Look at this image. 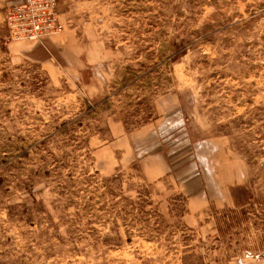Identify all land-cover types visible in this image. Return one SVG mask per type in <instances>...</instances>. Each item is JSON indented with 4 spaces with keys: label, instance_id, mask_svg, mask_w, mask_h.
<instances>
[{
    "label": "rangeland",
    "instance_id": "obj_1",
    "mask_svg": "<svg viewBox=\"0 0 264 264\" xmlns=\"http://www.w3.org/2000/svg\"><path fill=\"white\" fill-rule=\"evenodd\" d=\"M9 2L0 264H264V0H59L42 42ZM166 114L180 180L147 179L129 144Z\"/></svg>",
    "mask_w": 264,
    "mask_h": 264
},
{
    "label": "crops",
    "instance_id": "obj_2",
    "mask_svg": "<svg viewBox=\"0 0 264 264\" xmlns=\"http://www.w3.org/2000/svg\"><path fill=\"white\" fill-rule=\"evenodd\" d=\"M9 1H20V0H0V7L5 6V4ZM21 47H24V52L34 53L41 49L42 43H33V44H24V45H18ZM41 63L45 65V63H48L45 59L46 58H40ZM167 100V97L166 99ZM174 117V120H171V118ZM177 117L176 114H166L163 118L156 119V123L153 127L150 128L148 132L150 134L147 136L153 137L150 142H142V141H136L131 142V145L129 144L131 155L130 158H140V167L142 168V171L144 173V176H146L147 179H150L152 174H156V177L154 179L159 180L163 177H170L172 176L175 180H180V169H178V166H173L171 161L168 159L167 154L165 153L163 149V138H164V131L161 130V126H174L177 123ZM146 139V138H145ZM113 144H119V141H115ZM110 147L115 149L117 148L116 145H109ZM111 152V151H110ZM202 187V188H201ZM219 187V185H217ZM208 186L203 185V183L200 182V186L197 187L195 190V193L192 194V197L194 199L198 200H205L209 201L210 196L208 194ZM219 195V193H218Z\"/></svg>",
    "mask_w": 264,
    "mask_h": 264
},
{
    "label": "built area",
    "instance_id": "obj_3",
    "mask_svg": "<svg viewBox=\"0 0 264 264\" xmlns=\"http://www.w3.org/2000/svg\"><path fill=\"white\" fill-rule=\"evenodd\" d=\"M59 12V0L9 2L5 9L9 35L42 42L62 30Z\"/></svg>",
    "mask_w": 264,
    "mask_h": 264
}]
</instances>
